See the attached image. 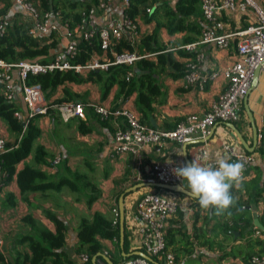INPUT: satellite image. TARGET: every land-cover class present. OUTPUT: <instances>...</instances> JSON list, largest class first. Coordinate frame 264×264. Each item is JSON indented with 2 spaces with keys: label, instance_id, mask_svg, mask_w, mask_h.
I'll list each match as a JSON object with an SVG mask.
<instances>
[{
  "label": "crops",
  "instance_id": "crops-1",
  "mask_svg": "<svg viewBox=\"0 0 264 264\" xmlns=\"http://www.w3.org/2000/svg\"><path fill=\"white\" fill-rule=\"evenodd\" d=\"M73 1L77 2L79 0ZM158 1V4H160L165 0ZM176 1L171 0L166 2L173 4ZM254 1L264 11V0ZM247 13V15L239 17L221 12L219 19L224 23L225 30H244L249 27L253 18L251 9ZM0 14L10 23L32 20L27 14L19 11L10 0H0ZM122 14L123 6L121 0H114L107 14H97V25L101 28L106 25L109 19L119 18ZM51 22L58 26V35L60 37L59 49L62 50L66 46V30L61 26L58 19L52 18ZM135 22L140 37L151 34L156 28L154 21L145 22L143 17L137 16ZM202 23L204 27L205 23ZM159 31L160 45L166 47L167 50L173 51L175 60L185 67L188 58L180 57L175 50L183 45V39L187 37V34L183 32L169 35L163 27ZM199 36L196 37V41ZM235 44V41L231 42L227 49H218L213 45H204L201 48L205 56L201 70L202 73L209 74L213 70H224L236 63L239 58ZM59 49L56 50L57 53L60 51ZM148 59L152 61L156 60L153 57H149ZM169 74L173 75L175 72L166 68L154 74L162 95L156 98V101L152 105V111L143 123L153 129L172 130L186 116L204 114L227 86V81L223 75L207 83L203 89H199L193 86L186 87L182 77L176 78ZM13 79L17 87L15 102L19 105L20 111L25 113L26 107L21 99L16 70L13 71ZM65 90H68L74 96V101L76 102H92L110 109L125 108L134 112L139 119L141 117L136 105L137 93L134 92L126 97L120 92L117 85H114L104 95L101 87L94 83H68L58 87L50 101L62 98ZM245 99L258 133L263 132V139L257 141L253 153H248L243 149L233 131L226 124L217 123L212 128L211 137L208 141H205L204 144L191 143L186 147L185 152L182 145L169 142L163 149V156L155 153L151 147H144L138 157L126 154L113 158L111 156V147L113 145L115 129L117 125H121L122 123L120 119L117 121H101L90 109H85L83 116L72 119L67 123L54 120L50 116L40 117L38 119V126L42 131V135L37 143L42 145L48 152V164L39 166V168L47 174L53 175L54 178L67 177L70 171H78L86 175L88 180L96 186L99 196L90 207L87 206L86 200L83 198L78 199L76 194L69 192L67 189H63L61 192L49 190L45 193L30 194L26 197L27 200L24 201L21 199L15 180H13L0 191V219L6 214L11 213L16 216V214L20 213L19 218L21 223L25 224L22 218L29 215L36 225L54 233V225L42 212V210H49L66 223L68 228L66 246L71 248L77 241L76 229L80 219L83 217L90 219L93 214L100 213L111 220V210L114 206L118 207L119 197L127 189L148 183L150 177L149 169L154 162L166 160L177 162L182 166L186 163L184 157L186 154L189 162L194 160L199 163L196 160V154L202 147L208 149L211 156L215 159H227L226 154L223 152V146L230 145L237 151L246 152L254 159L252 165L246 170L241 188L232 189V194L236 198L232 206L239 207V210L235 211L234 214H241L236 215L237 219L235 220H250V228L242 230L240 229L242 227L241 224H239L240 226L231 224L232 218L229 217L228 210L220 216L210 215L196 206L197 201L193 198L157 189L150 185L140 186V188L138 187L124 194V224L128 235L129 251L131 253L140 252V223L135 211L137 200L142 195L150 192H159L162 195L172 196L177 198L180 207L176 215L168 221L165 232L169 240H173V243L168 247V251L174 254L178 260V264H249V258L260 255L261 252V241L252 238L250 235L253 228L259 229L254 223L255 217L264 227L262 220V213L264 212V153L261 154L260 152L261 148L264 151V76L262 74H259L257 84L242 100L243 111L241 119L237 123L239 132L243 135L249 147H251L252 128L249 117L244 109ZM2 125L3 130L0 132L8 142L10 135L6 126L3 123ZM84 131L87 132L84 133ZM55 156H60L61 161L56 167V171H52L50 163ZM31 159L29 158L27 162L32 163ZM22 167L23 163L17 166V170H20ZM8 193L14 197L17 203L16 207L12 208L10 212L5 211L6 208L3 204L5 195ZM247 206L251 208L249 210L245 209L244 207ZM253 206L254 209L252 208ZM191 209L193 212H190ZM209 219H211V224L206 226V222ZM11 222L13 220H10L8 224ZM207 227H213V230L206 231ZM225 227H228L227 233L223 230ZM23 229L24 232L21 233L10 230L8 236H6L7 233L5 234V240L3 233L0 231V237L3 239V249L7 253L12 248V240L26 232L30 233L31 228L26 226V224ZM259 230L261 232L264 231V229ZM231 232H236L237 234L233 235ZM101 245L103 246L102 255L109 258L115 264L110 258L112 256L115 257L116 248L114 242L101 240ZM17 249L27 252L26 248L21 249L18 247ZM95 263L105 264L102 258L97 259ZM119 264L121 263L119 262Z\"/></svg>",
  "mask_w": 264,
  "mask_h": 264
},
{
  "label": "built area",
  "instance_id": "built-area-1",
  "mask_svg": "<svg viewBox=\"0 0 264 264\" xmlns=\"http://www.w3.org/2000/svg\"><path fill=\"white\" fill-rule=\"evenodd\" d=\"M10 1L19 11L27 14L33 20L31 35L47 36L52 32H58V26L51 22L52 18H56L54 14L47 12L41 15L31 0ZM132 1L121 0L122 16L109 19L106 25L101 28L97 25L96 16L98 13L107 14L114 0H100L96 6L82 11L79 23L72 30H69L68 25L64 24L66 46L55 55L54 61L50 64L41 65L27 62L10 64L0 60V84L2 93L9 102H13L16 98L17 87L13 79V71H17L19 91L26 111L25 113L16 111L14 113L16 119L26 126L31 119L37 116H47L49 109L55 110L64 123L83 116L85 109L92 110L101 121L120 119L122 123L115 129L111 147L113 158L126 154L138 157L144 147H151L155 153L163 156V149L169 142L184 145L198 140L204 141L217 123L234 124L240 121L243 111L242 100L250 90L255 69L260 67L259 72L264 76V11L256 5L254 0H200L205 26L196 42L180 47L185 52L193 54L186 60V71L182 78L186 87L193 86L203 89L207 83L223 75L227 86L212 102L208 111L202 115L186 116L172 130L165 131L148 127L140 122L134 112L125 108L110 109L92 102L69 101L53 104V101L45 99L40 86L26 83L29 75L44 74L54 70H74L76 73L85 75L93 70L106 71L115 65L133 66L137 61L149 58L151 56L149 54L137 53L136 46L140 40V33L136 22L124 13ZM249 9L253 12L249 27L237 31L224 29L225 25L219 19L221 12L242 17L248 14ZM151 11L150 8L146 10L147 13H151ZM9 23L0 14V36L6 32ZM93 39L97 40L101 55L93 54L84 65H72L69 61L76 57L80 42L90 43ZM123 41L128 42L133 50L115 51L114 46ZM233 41L236 42L239 60L227 69L213 70L209 74H203L201 70L205 56L201 48L204 45H213L218 49H227ZM132 76V72L126 74L128 80ZM262 139L263 132H259L258 140ZM6 143L4 135L0 133V154L6 151ZM223 152L229 162L239 160L244 164V179L246 170L254 162L253 157L246 152L235 150L230 145H224ZM205 157L207 159H204ZM196 160L201 164L215 165L218 159L213 158L209 150L202 147L196 154ZM60 161V156H55L50 163V169L56 171ZM177 167H180L177 162L166 160L154 162L149 169L148 183L179 186L180 180L174 174V169ZM179 207L177 198L162 195L159 192L146 193L136 202L135 211L140 223V249L148 257L161 261L163 264H176L174 255L166 249L165 229L168 221L176 215ZM190 212L193 210L191 209ZM111 213L112 224L116 226L119 222L118 207L114 206ZM262 220L264 225V212ZM251 237L261 241L263 252L250 257L248 263L264 264V231L261 232L258 228H253ZM2 247L3 239L0 237V251ZM76 258L79 264L89 262V257L86 254H80ZM122 264H150V262L136 257L128 259Z\"/></svg>",
  "mask_w": 264,
  "mask_h": 264
},
{
  "label": "trees",
  "instance_id": "trees-1",
  "mask_svg": "<svg viewBox=\"0 0 264 264\" xmlns=\"http://www.w3.org/2000/svg\"><path fill=\"white\" fill-rule=\"evenodd\" d=\"M41 15L44 13L54 14L61 26L68 25V29L79 23L81 12L87 11L96 6L100 0H31ZM158 0H133L124 13L135 21L137 16L143 17L145 22L156 23V28L149 35L140 37L136 51L138 54H149L155 58L152 61L143 58L137 61L133 66L115 65L109 67L106 71L93 70L85 75L76 73L74 70L47 72L44 74L29 75L26 83L28 85H38L42 89L46 100H50L57 88L68 83L81 84L85 82L99 85L105 95L114 85H117L124 96L136 92V105L140 113V122L144 123L148 114L152 111V105L156 98L161 96L159 85L156 83L154 74L163 71L166 68L175 72L170 75L180 78L185 75L186 68L175 60L174 53L167 50L166 47L159 43V30L165 28L169 35L176 33H186L187 37L183 39V45L193 43L196 37L201 34L203 29V16L200 0H177L173 4L166 1L158 4ZM147 8L152 9V13H147ZM58 15V17H57ZM34 22L26 20L24 22L14 21L9 23L6 32L0 36V60L10 64L20 62L38 63L47 65L54 61L55 55L60 51L59 32H52L47 36H33L30 34ZM182 45V46H183ZM60 50L58 53L56 50ZM115 51L121 52L123 49L132 51L128 42H121L114 46ZM180 57H192V53H185L180 47L175 50ZM93 54L101 55L100 47L96 39L86 43L81 41L78 47V53L73 60L69 61L72 65H84L89 61ZM111 58V57H110ZM132 72L133 76L128 80L126 74ZM76 102L74 96L65 90L64 96L60 99L53 100V104L63 102ZM19 105L15 100L9 102L2 93L0 84V121L6 126L10 135V140L6 143V151L0 154V191L15 180L20 191L21 199L26 201L27 196L34 193H45L49 190L61 192L67 189L69 192L76 194L78 199L86 200L87 206L90 207L98 198L99 192L86 175L74 171L69 175L60 178H54L42 171L39 166L47 165L48 152L37 143L42 135L38 126V119L43 116H37L31 119L26 126L16 119L14 113L20 111ZM22 113V112H21ZM95 115V114H94ZM47 116L54 120H60L55 110L49 109ZM62 122V121H61ZM234 125L239 130L237 123ZM87 131H84L86 133ZM264 153L263 148L260 149ZM29 158L32 163L27 162ZM23 163V167L17 170V166ZM88 192V193H87ZM77 199V201H79ZM5 208H15L16 201L8 193L5 195ZM198 206V203L196 204ZM239 207L231 206L228 209L229 217L234 219L231 224L240 226L242 230L251 227L249 221H240L234 212ZM44 216L54 225L55 232L52 233L45 228L35 224L31 216H25L22 221L30 227V233L21 234L12 240V248L7 253L3 247L0 251V264H79L77 256L86 254L89 257L87 264H93L92 259L103 252L101 240H110L114 242L116 248L115 257H110L115 264L136 258L129 251L128 235L124 224V244L123 250L119 246V222L116 226L112 220L107 219L100 213H95L90 219L81 218L76 229V243L73 247L66 246V236L68 228L66 223L57 215L49 210H42ZM211 224V219L206 222V226ZM228 225V224H227ZM233 226V225H232ZM228 227H230L228 225ZM228 227L223 230L227 233ZM208 228V230H207ZM206 231L213 230V227H207ZM166 249L173 243V240L165 235ZM261 244V252L262 243ZM26 248L23 252L17 248ZM122 251L124 255L122 254ZM140 252L144 253L143 250ZM174 255V254H173ZM175 257V256H174ZM76 258V259H75ZM175 263L178 260L175 258ZM150 264H163L161 261L151 258Z\"/></svg>",
  "mask_w": 264,
  "mask_h": 264
},
{
  "label": "clouds",
  "instance_id": "clouds-1",
  "mask_svg": "<svg viewBox=\"0 0 264 264\" xmlns=\"http://www.w3.org/2000/svg\"><path fill=\"white\" fill-rule=\"evenodd\" d=\"M204 159H207L206 157ZM244 164L219 158L215 165L194 160L174 169L179 190L197 201L210 215H223L235 202L232 189L242 186Z\"/></svg>",
  "mask_w": 264,
  "mask_h": 264
},
{
  "label": "water",
  "instance_id": "water-1",
  "mask_svg": "<svg viewBox=\"0 0 264 264\" xmlns=\"http://www.w3.org/2000/svg\"><path fill=\"white\" fill-rule=\"evenodd\" d=\"M260 70V67H257L254 71V74H253V79H252V82H251V87H250V90L257 84L258 82V77H259V72ZM249 90V91H250ZM248 95V94H247ZM246 95V96H247ZM244 109H245V112L247 114V116L249 117V120H250V124H251V128H252V146L249 147V145L246 143V141L244 140L243 138V135L239 132V130L234 126V124H231V123H226V125L228 126V128H230L233 133L235 134V136L237 137L238 141L240 142L241 146L243 147V149L248 152V153H253L254 152V149H255V146L257 144V141H258V130L254 124V121L252 119V116H251V113L250 111L248 110V107L246 105V99L244 100ZM211 135H209L204 141H208L210 139ZM203 140H198V141H194V142H190V143H186L183 146V150L185 152L186 150V147L188 145H190L191 143H203L204 142ZM185 157V160H186V163L189 162V160L187 159L186 157V154L184 155ZM146 185H150V186H153L157 189H161V190H166V191H171V192H174V193H179V194H182V195H185V196H188L186 194H184L182 191L179 190L178 186L177 185H165V184H161V183H145L143 185H138V186H135V187H132L130 189H127L125 193H129L131 192L132 190H135L136 188H140V186H146ZM124 194H122L119 199H118V211H119V234H120V241H119V246L121 248V250H123V244H124V221H125V211H124V206H123V198H124ZM190 197V196H188ZM245 209L249 210L251 207L247 206V207H244ZM254 209V206L252 207ZM255 217V216H254ZM255 225H257L259 227V229L263 230L264 227L259 223L258 219L255 217V221H254ZM233 235L234 234H237L236 232H231ZM122 254L124 255L123 251H122ZM134 256L136 257H140V258H143L149 262H151V258L148 257L147 255H145L144 253L142 252H134L133 253ZM99 256L104 260L105 264H113L109 258H107L106 256L102 255V254H99ZM96 258L97 257H94L92 259V263L93 264H96L95 261H96Z\"/></svg>",
  "mask_w": 264,
  "mask_h": 264
},
{
  "label": "rangeland",
  "instance_id": "rangeland-1",
  "mask_svg": "<svg viewBox=\"0 0 264 264\" xmlns=\"http://www.w3.org/2000/svg\"><path fill=\"white\" fill-rule=\"evenodd\" d=\"M2 130H3V125L0 122V131H2ZM11 209L12 208H6L5 211L6 212H10ZM238 210L239 209H237L236 211H238ZM5 211H4V213H5ZM1 212H3V211H1ZM19 215H20V213L16 214V216H14V214H11L10 213V214L4 215V217L2 219H0V222L2 224V226L0 227L1 228L0 231L3 233L4 240L6 238L5 237V234L7 233L6 236H8V234L10 233L9 232L10 230H15L17 233L24 232L23 231L24 230L23 227H24L25 224H22L21 223V220L19 218ZM10 220H13V222H11V223L8 224V222H10ZM5 224H7V225H5ZM250 235H252V233Z\"/></svg>",
  "mask_w": 264,
  "mask_h": 264
}]
</instances>
